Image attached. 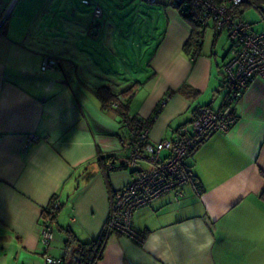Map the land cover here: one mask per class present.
<instances>
[{
    "label": "crops",
    "instance_id": "obj_1",
    "mask_svg": "<svg viewBox=\"0 0 264 264\" xmlns=\"http://www.w3.org/2000/svg\"><path fill=\"white\" fill-rule=\"evenodd\" d=\"M170 1L145 3L155 15L143 14L145 28L138 23L134 36L123 24L136 14L104 18L102 9L92 30L82 28L70 0H17L11 7L0 30V264L59 260L63 228L82 242L99 236L111 192L132 176L106 169L126 159L120 114L110 106L116 97L124 95L126 112L150 123L153 141L173 137L199 106L222 108L228 48L221 53L216 39L206 41L205 28L198 48L186 52L192 25ZM11 3L0 0V21ZM249 7L257 10L244 3L240 17L261 30L260 14L245 18ZM45 56L57 67L40 71ZM234 111L230 130L192 152L197 189L185 184L180 197L170 191L136 209L132 225L142 241L109 233L97 264H264V79L250 82ZM108 154L113 161L101 166ZM53 196L60 207L47 221L43 211ZM46 221L53 239L45 250Z\"/></svg>",
    "mask_w": 264,
    "mask_h": 264
},
{
    "label": "built area",
    "instance_id": "obj_2",
    "mask_svg": "<svg viewBox=\"0 0 264 264\" xmlns=\"http://www.w3.org/2000/svg\"><path fill=\"white\" fill-rule=\"evenodd\" d=\"M17 0H12L2 18L7 17ZM156 3V0H146ZM85 5H92V30L102 16V7L98 0H81ZM252 5L260 14L264 25V6L258 7L252 0H171L170 5L182 9L189 4L200 6L199 22L203 29L212 24L216 33L225 32L229 43L227 60L223 65L224 82L228 91L223 99L222 108L213 110L208 106H199L195 118L189 124L181 125L173 137L153 141L150 138V123L131 113L121 116L122 132L119 134V148L125 154V162L116 165L107 162L106 169L123 168L131 171L128 183L119 191L110 195V208L107 220L99 238L117 232L131 240L141 242L143 236L132 225L134 211L149 205L162 194L173 191L176 198L182 195V187L190 184L197 189L194 173L188 163L196 146L215 132L230 130L237 120L235 104L243 97L250 82L255 77L264 79V28L253 29V25L240 17V6ZM55 58L45 56L39 68L45 72L57 67ZM124 96L117 97L110 106L118 108ZM168 96L158 105L165 106ZM30 135V140H35ZM60 207L53 204L52 215ZM53 239V228L50 222H44L40 231V240L45 248ZM58 259L49 255L44 264H59Z\"/></svg>",
    "mask_w": 264,
    "mask_h": 264
},
{
    "label": "trees",
    "instance_id": "obj_3",
    "mask_svg": "<svg viewBox=\"0 0 264 264\" xmlns=\"http://www.w3.org/2000/svg\"><path fill=\"white\" fill-rule=\"evenodd\" d=\"M252 2L255 3L258 7L264 6V0H252ZM178 12L185 20L189 21L190 24L192 25L190 36L183 45V49L186 52H189L192 49L199 46L203 39V33H204L203 28L204 27H202L199 22L200 6L196 4H189V6L184 9L178 7ZM5 23H6V20L1 24L0 30L4 28ZM180 90L188 95L191 93L189 89L184 91L185 88L183 87ZM124 94H127V93H124ZM115 100H117V97L112 101H115ZM127 103H128V99L124 98L123 102H121V105L115 109L120 114V120H119L120 122H121L122 114L126 113ZM159 110L160 109L157 107V109L154 111V115H157ZM113 159L114 157L112 156V154H108L105 156V158H100L98 161L100 162L101 166H104L105 161H108V160L113 161ZM188 163H189V160H188ZM104 174L106 175V172H104ZM261 175L262 177H264V172H261ZM106 184H108L107 177H106ZM112 194L113 192H111V195ZM260 198L264 200V190L261 191ZM55 199L56 197L53 196L50 201V205L43 211L44 213L43 217L47 221H53L56 216V213H57L56 210L54 211V214L52 215V209H53L52 205ZM61 230L63 232L64 239H63V254L61 258L59 259L60 261L59 264H97L98 261L102 258L106 237L99 238L98 236L96 239L92 241L82 242L76 237V235L70 229L63 228Z\"/></svg>",
    "mask_w": 264,
    "mask_h": 264
},
{
    "label": "rangeland",
    "instance_id": "obj_4",
    "mask_svg": "<svg viewBox=\"0 0 264 264\" xmlns=\"http://www.w3.org/2000/svg\"><path fill=\"white\" fill-rule=\"evenodd\" d=\"M94 1V0H92ZM151 5L146 0H100V6L102 7L104 11V18L107 16L110 18L115 17L116 12H124L126 14H136L134 18L131 16L129 19V24L125 23L123 24V27L125 30H133L131 34L134 36L135 34H138L140 28H137L136 25L138 23L141 24V26L145 28V23L142 19V15L145 14L147 11L151 14L153 17L155 15L154 12H150L148 9L149 7L146 5ZM71 9L74 10L75 13L81 18L82 21V28L85 29L86 26L91 24V18H92V5H85L82 4L80 0H70ZM154 4V3H153ZM259 12L251 7H249L246 11L245 18L246 19H253L254 16L258 17ZM260 16V15H259ZM255 17V19H256ZM100 20V18L98 19ZM132 26V27H130ZM138 31V32H137ZM215 29L210 24L208 27H206L205 32V40L208 41L211 38L212 40H215V46L219 52H223V49L228 48L229 43L227 40V36L225 32L217 33V37L215 36ZM135 44V43H134Z\"/></svg>",
    "mask_w": 264,
    "mask_h": 264
},
{
    "label": "water",
    "instance_id": "obj_5",
    "mask_svg": "<svg viewBox=\"0 0 264 264\" xmlns=\"http://www.w3.org/2000/svg\"><path fill=\"white\" fill-rule=\"evenodd\" d=\"M5 18H7V17H4V18L1 19L0 25L3 23V21L5 20Z\"/></svg>",
    "mask_w": 264,
    "mask_h": 264
}]
</instances>
